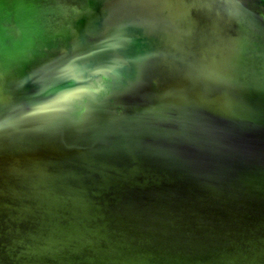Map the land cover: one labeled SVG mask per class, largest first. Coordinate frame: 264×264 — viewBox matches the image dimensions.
Segmentation results:
<instances>
[{"label": "water", "instance_id": "water-1", "mask_svg": "<svg viewBox=\"0 0 264 264\" xmlns=\"http://www.w3.org/2000/svg\"><path fill=\"white\" fill-rule=\"evenodd\" d=\"M0 264H264V0H0Z\"/></svg>", "mask_w": 264, "mask_h": 264}, {"label": "snow or ice", "instance_id": "snow-or-ice-1", "mask_svg": "<svg viewBox=\"0 0 264 264\" xmlns=\"http://www.w3.org/2000/svg\"><path fill=\"white\" fill-rule=\"evenodd\" d=\"M104 50H105L104 47H97L95 49V51L90 52L89 55H93V56L94 55H98V54L102 53ZM73 63H74V61H73ZM72 74H73V68L71 66H69V67H67V68L62 70L61 77L71 76ZM49 110L50 109L48 108V106H43V105L42 106H38L35 109L36 112H41V113L42 112H47Z\"/></svg>", "mask_w": 264, "mask_h": 264}]
</instances>
